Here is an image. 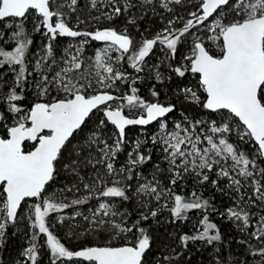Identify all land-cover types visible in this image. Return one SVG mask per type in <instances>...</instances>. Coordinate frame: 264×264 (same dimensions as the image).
Segmentation results:
<instances>
[{
  "label": "snow or ice",
  "instance_id": "6c2138e0",
  "mask_svg": "<svg viewBox=\"0 0 264 264\" xmlns=\"http://www.w3.org/2000/svg\"><path fill=\"white\" fill-rule=\"evenodd\" d=\"M146 2L151 3L152 0ZM91 3L96 7L97 0H91ZM109 3L113 5L115 15H120L122 9L115 6V0H109ZM168 3L180 5L184 0H167L162 6L167 8ZM54 4L56 0H0V21L9 18L22 21L28 14H32L37 17L34 30L40 31L43 26L46 29L44 34L50 40H55L58 36H82L103 42L106 47L98 50L92 63L87 65L81 58V49H77L75 54L66 53L63 66L53 71L52 66L57 61L52 57L49 45L46 55L41 56L34 65L38 76L35 83L37 102L27 108L21 102L25 99L23 92L28 77L33 75L26 62V50L32 41L26 38L18 40L13 51L0 48V68L7 65L9 71L14 73L11 87L0 95V103L6 106L12 121L9 123V117L0 112V241L4 238L7 223L16 221L21 205L35 198L40 202L29 206L30 218L34 216L32 226L46 236L52 264H57L58 261L63 264L65 259L72 261L74 258L86 264H144L145 253L151 242L140 224L142 220L156 217L157 210L141 212L140 219L129 224L127 213L119 211L111 203H99L91 218L86 216L84 219L89 221L93 231L109 233L106 237L108 243L75 252L67 249L50 231L46 218L50 213L86 203L93 194L97 199H131L127 194L131 185L126 184V181H131L134 173L139 176L136 169L152 159L150 152L145 155L140 151V145L146 141H136L135 148L128 153L125 165L117 168L115 160L126 142V128L146 127L154 122H159V131L149 139L163 153V159L169 166L167 171L171 174V185H176L186 174L195 175L200 183L208 182L207 173L216 168L217 179L211 181L213 186L220 179H226L229 187L240 194L241 201L252 207H257L259 201V206L264 209V184L255 178L264 177V168L257 163V159L264 162V0H199L196 11L190 12L192 18L184 23L183 28L173 30V21H169L162 33L152 39H144L138 48L133 45L129 36L115 29L81 32L70 27L65 20L66 14L60 9L67 6L75 11L77 0H65V3L53 8ZM225 9L232 14L228 22H225ZM124 10H127V6ZM107 18L112 19V16ZM200 25L206 29L208 39L216 44L218 53H211L203 40L196 37L192 42L190 55L184 57L185 63L171 70L179 77L191 73L198 78L197 86L205 94L203 101L193 88L182 90L185 98L200 104L211 113L220 114L222 123L217 125L213 120L207 131L201 128L199 132L197 128L206 123L203 120L187 122L188 126L176 123L174 130L169 131L163 118L174 111V106L146 102L136 95V88L131 89L132 94L119 97L109 91L118 88L117 81L127 79L126 73L114 66L111 52L120 54L115 57L116 64L124 60L126 55L130 67L140 72L145 58L157 43L166 45L174 57L181 38L194 35L191 30ZM23 35L21 23L13 37L18 39ZM81 43H87V40ZM0 83L7 84L3 73H0ZM152 94L158 95L156 92ZM48 97L51 98L46 99ZM117 100L126 101V105L113 107V102ZM125 106L142 112L131 118L124 112ZM97 112L103 113V118L97 121V129L111 124L116 130L113 142L109 144L99 131H93L83 144L74 145L77 135ZM234 130L240 140L255 144V159H249L229 142L228 137ZM27 143L31 144V148L26 150ZM82 153L85 155H81ZM66 154H72V159L63 164L65 169L83 162L94 169L101 165L105 170L104 175L97 172L91 183H84L81 177L84 190L89 195L72 199L70 204L56 202L55 194L45 195L50 182L59 174V167ZM156 168L161 170L159 165ZM72 171L79 175L76 167H72ZM106 177H113L111 186ZM248 182L253 191L245 199L241 188ZM100 185L103 187L100 188ZM76 190L79 191V188ZM61 191L70 192L72 188ZM135 192L138 197L148 196L157 203L162 198L171 199L173 206L169 210L175 219H186L189 211L208 207V201H201L195 192L191 194L193 199H186L175 194L171 188L161 189L155 176L152 181L140 184ZM150 202L151 200H141L140 206L148 208ZM167 206V203L163 205ZM227 214L229 218L242 222L241 231L248 232L252 227L249 213L243 208H229ZM60 219L63 220L62 217ZM200 223L203 225L202 231L180 238L184 246L190 240L206 241L209 245L221 240L217 225L210 223L207 215L203 216ZM213 230L214 234H210ZM248 234L264 245V215L260 216L255 230ZM35 239L36 236L33 235V240ZM116 239L122 241L118 246L112 244V240ZM239 242L248 243L247 240ZM248 251L252 256L259 257L256 264H264V246H250ZM23 255L31 264H37L35 244L28 247Z\"/></svg>",
  "mask_w": 264,
  "mask_h": 264
},
{
  "label": "trees",
  "instance_id": "16d2710c",
  "mask_svg": "<svg viewBox=\"0 0 264 264\" xmlns=\"http://www.w3.org/2000/svg\"><path fill=\"white\" fill-rule=\"evenodd\" d=\"M198 2L199 0H184V3L180 5L168 3V7L165 8L160 4L159 0H152L151 3H147L146 0H115V6L122 9L121 14L117 16L113 11V5L107 0L105 3L108 5V10L104 12L99 11V0H97L96 7L92 6L91 0H77L75 11L65 7L62 12L66 14V23L74 30L94 32L98 29H115L117 32L129 36L133 41V45L138 48L144 39H152L156 37L157 34L162 33V30L168 27L169 21H173V30L183 28L184 23L192 18L189 14L192 11H196ZM55 6L56 4L53 5V8H55ZM126 6L127 10L125 11L124 9ZM169 9H171V11H169ZM109 15L112 16V19L107 18ZM224 15L225 22L231 20L232 14L228 12L227 9H225ZM32 16V14H28L27 18L22 21L18 18H9L6 21H0V48L6 51H13L17 46L18 40L26 38L32 41L26 50V62L29 71H32L33 75L28 77L23 92L25 99L21 102L22 106L26 108L30 107L34 102H37L35 83L38 76L36 75L32 59L37 49L43 52L44 45L43 42L39 41L40 35L35 33L32 25ZM97 17H99V19H97ZM21 23L24 35L20 36L18 39H14L13 33L19 30V25ZM9 24L12 26L9 27ZM194 29L191 30L192 33ZM196 37H199V35H188L184 37L183 40L178 43L174 57L170 50L166 49L165 53L159 54V56L154 58L152 53L154 54L153 50L155 46L160 45L161 47L167 48L166 45L157 43L143 62L145 65V63L151 60V63L149 62V67L160 64L157 68L160 76L155 77L152 75L151 69L147 70L139 82H136L137 84L134 86V88L137 89L136 94L146 102L161 101L166 103L164 105L174 106V111L164 119L176 116L179 111H187L195 117L204 113L213 120L220 117V114L208 112L200 104L193 105L191 103H186L180 94V90L182 87L190 86V75L195 79L198 78L191 73H186L184 77H179L171 70L185 63L183 59L188 52H191L192 42ZM70 38L71 37L58 36L55 40L48 39L53 53L60 52L59 50L63 48V42ZM7 39L9 40L8 43L5 42ZM201 39L208 46L211 53H218L217 49L209 47L203 36ZM86 40L87 43L83 46L81 58L87 65L89 64V59L93 55L97 43L88 38H86ZM159 59L160 61H157ZM46 66L47 65H45V67ZM118 66L126 73L131 74L135 72V70L130 67L126 55ZM0 73H3V79L7 80V84L0 83V95H2L11 87L14 73L9 71L7 65L0 68ZM130 83L127 81H117L118 88L115 91H109L118 95H121L120 93L125 91L129 93L131 92ZM17 91L19 92L20 90L17 89ZM153 92H156L158 95L153 96ZM53 95H55L54 92ZM204 95L205 94H202V101ZM50 98L51 97H48L46 99ZM130 111L142 112L140 109H130ZM0 112L5 113V115L9 117L8 122L10 123L11 114L7 112L6 106L2 103H0ZM101 118H103L102 112H97L92 115L87 121V126L77 135L73 144H83L93 131H99L101 136L107 137L109 139L108 143L111 144V138L115 137L116 130L111 124H108L107 127L103 129H97V121ZM153 125L141 129L131 127L126 130V142L115 160L117 168L126 164L127 153L132 149V141L129 139V134L137 133L140 130L149 132L153 129ZM233 128H235V123L233 124ZM228 138L230 142L233 143L236 148L243 151L249 159L256 158L253 151L256 147L254 143L240 140L235 130ZM141 139V141L146 142L140 145V151L145 155H148L150 152L152 159L136 169L139 176L134 173L133 179L131 181H126V184L131 185V188L127 191L131 199L121 201L118 198H108V202L113 204L119 211L128 214L129 224L140 219L141 212H146L149 209L157 210L156 217H149L147 221L142 220L140 224L150 237L151 242L150 248L145 253L144 264H256L259 257L252 256L248 249L250 246L259 248L264 245H261L259 241L252 238L248 233L255 230L260 216L264 215V209L259 206V201H257V207H252L244 201H241L240 194L235 192L233 188H230L229 182L223 178L219 180L216 186H213L211 181L217 179L216 168H214L212 172L207 173L209 175L208 182L200 183L199 178L195 175L186 174L182 180H178L176 185H171V174L167 171L169 166L163 159V153L160 148L153 145L148 136H142ZM30 148L31 144L27 143L26 150ZM81 155H85V153ZM94 155L98 156L99 154L94 153ZM71 159L72 154H66L65 160L59 167V174L55 177L54 181L50 182V186L47 187L45 193V195L55 194L56 202L58 203L63 202L70 204L72 199L88 196L89 194L84 190L80 178L83 177L84 183H91L92 178L97 172L101 175L105 173L103 166L97 165L94 169L91 165H87L83 162H79L78 165L70 166L68 169H65L63 164L69 163ZM257 163L261 168H264V162L257 159ZM157 165H159L161 170H157ZM72 167L77 168L79 175L72 171ZM153 176L159 181V187L161 189L171 188L175 194H179L186 199H193L191 194L195 192L200 197L201 201H208V207L206 209L189 211L186 214V219H175L169 210L172 206L163 207L162 199L157 203L148 196H137L135 189L142 183L152 181ZM115 178L119 179V177ZM106 179L109 182V186H111L113 177H106ZM256 179H259L261 183L264 184V177L256 176ZM242 183L245 182L242 181ZM99 187L101 188L103 185ZM67 188H72V191H61ZM76 188H79V191H77ZM221 189H223V191H221ZM252 191L253 189L250 182H248L244 188H241V193L245 195V199H247L248 195L252 194ZM98 200L96 195L93 194L86 203L72 205L60 212L50 213L46 218V223L50 227V231L67 249L77 251L87 247L103 246L108 243L106 237L109 236V233L104 231H93L89 225V221L84 219L86 216L90 217L89 209L96 208ZM141 200H151L149 207L142 208L140 206ZM28 202L36 203V200L32 199L23 203L21 209L18 211L16 221L8 222L6 225L4 238L0 241V264H17L21 262H24V264H31V261L26 260L23 255L28 230L22 211ZM237 206L249 213V222L252 227L248 229V232L241 231L243 227L242 222L229 218L227 214L229 208ZM76 213H80V215L77 216ZM58 215H63L65 217L62 221L60 220V222H58ZM204 215L208 216L210 223L217 225L221 240L213 242L211 245L207 244L206 241L190 240L187 246H184L180 238L184 235H196L198 234V230L202 231L203 225L200 221ZM210 234H214V230L210 232ZM40 236L46 240L43 234H40ZM242 240H247L248 243H240L239 241ZM121 243L122 241L119 239L112 240L113 245L118 246ZM165 257L168 259H165ZM37 264H52L49 249L46 253H39V255H37ZM57 264H61V262L58 261ZM63 264H86V262L75 259L68 261L65 259Z\"/></svg>",
  "mask_w": 264,
  "mask_h": 264
},
{
  "label": "rangeland",
  "instance_id": "374dc122",
  "mask_svg": "<svg viewBox=\"0 0 264 264\" xmlns=\"http://www.w3.org/2000/svg\"><path fill=\"white\" fill-rule=\"evenodd\" d=\"M107 1L109 2V0H107ZM159 1H160V4L161 5H163L164 3L167 2V0H159ZM105 2H106V0H103V1L102 0H99V3H100L99 4L100 5L99 11H103L104 12L105 10H108V7H107L108 5ZM61 3H65V0H57L56 1V5H59ZM65 7H67V6H65ZM65 7L64 8H61L60 11H62L63 9H65ZM11 21H15V20H11ZM36 22H37V17L33 15L32 16V25H33V27L36 24ZM206 23H208V22H206ZM205 31H206V29L204 28V26L201 25L198 28H195L194 29L193 34L194 35L198 34L200 38L203 36L204 40L207 42V44L209 45L210 48L217 49L218 50L216 44L213 43L210 39H208V37L205 35ZM45 32H46V29H44L43 26H41L40 31H35V33H37L38 35H40V40L39 41L43 42L44 45H43V52H40L41 50L36 48L37 49V52L35 53V55L33 56V59H32V63L34 65H35L36 61L38 59H40L41 56L46 55V48L49 46V43H48V39L49 38H48L47 35L44 34ZM44 37H46V38H44ZM88 39H90V38H88ZM84 40H86V38L85 37H82V36L81 37L72 38V39L70 38V39L66 40L65 42H63V48L61 50H59L60 52L53 53V51H52V57L57 61V64L52 66V70L53 71H56V70L59 69V67H62L63 66V58L65 57L66 53H73V54H75L77 52V49H81V53L80 54L82 55L83 46H84L85 43L82 44L81 42L84 41ZM182 40H183V38H181V41ZM5 42L8 43L9 40L7 39ZM95 42L97 43V46L94 49L93 55L89 59V63H92V60L94 59L95 53L98 50L106 47V45L103 42H97V41H95ZM166 49L167 48L161 47L160 45L155 46V48L153 50L154 51V54L152 53L153 57L156 58L157 56H159V54L165 53ZM190 53L191 52H188L186 56L190 55ZM110 55L113 57V61L112 62L114 63V66L117 67V68H119L121 71H123L118 66V64L115 63V57L118 56V55H120V54L119 53H116V52H111ZM157 61H160V59L157 60ZM50 62L51 61H49V63ZM149 62L151 63V60L148 61L147 63H145V65H144V63L141 65L142 71H140V72H136L135 71L134 73H131V74L125 72L126 73V77H127L126 81L130 83L131 81H138V80H140L141 77H143V75L145 74V72L147 70H149V69H151L152 75H154L155 77H159L160 76V73L158 72L157 68L160 66V64H156V66H150L149 67ZM158 63H160V62H158ZM182 64H184V63H182ZM147 67H149V68H147ZM49 75H51V73ZM197 80L198 79H195L194 77H192L190 75V80H189L190 86L182 87L181 90H180V94L182 95V97H183V99H184V101L186 103H191L193 105H198L197 103H194V102L190 101L189 99H186L185 98V94L182 91L185 88H193L195 91H197V94L200 96L201 101H202V94H204V93L202 92V89H199L198 88V86H197ZM120 94L123 96V95H129V94H132V93L131 92L128 93L127 91H125V92L120 93ZM151 102H158L160 104L161 103L162 104H166V103L161 102V101H151ZM119 104H125L126 105V102H114L112 104V106L115 107V106H117ZM124 112L127 115H129V116L136 117V115L138 113H140L141 111H130V109L125 106L124 107ZM163 120L166 122L169 131L174 130V125L176 123H181L184 126H188V123L187 122H195L197 120H203V121H205L206 123L200 125L197 128V131L198 132L200 131L201 128H203L205 131H207V129H208L209 125H210V122L213 121V119H210L204 113L201 114V115H197V117H195L194 115L188 113L187 111L186 112L185 111H179V112H177V115L176 116H171V117H169L167 119H163ZM215 121L217 122V125H219L220 123H222L221 117H217V119ZM139 129H141V128H139ZM158 131H159V122L155 123L153 125V129L151 131H149V132L140 130L137 133H130L129 134V139H130V141H132V143H131L132 149L129 152H132L133 151V149L135 148V144H136V141L137 140H140V141L142 140L141 139L142 136L151 137L152 135L156 134ZM208 134L211 135L210 132H208ZM102 138L103 139H106L107 141L109 140L107 137H102ZM111 141L113 142V138H111ZM229 142H230V140H229ZM238 150L241 151L240 149H238ZM128 153H127V156H126V160H128ZM216 171H217V169H216ZM101 202L109 203L108 202V198H99V200L97 202L96 208L89 209L90 218L92 216V212L98 209V205ZM165 203H167V205L170 206V207L173 206L171 199H164V198H162V204L164 205ZM32 204H33V202H28L27 205L24 207V209L22 211V213L24 214L23 215L24 216V221H25V223L27 225V230H28L27 235H26V241H25V245L26 246H25L24 251L28 247H30L33 244H35L36 245V248H37V255H39V253L40 254L46 253V251H48V247H47V244H46V240H44L40 236V233L38 232L37 228H34L32 226L33 223H34V216H32L30 218V212H29V206L32 205ZM61 217L64 219L65 216L58 215L57 216V219L59 220L58 222H60V220H61L60 218ZM33 235L36 236V239L35 240H33ZM26 260H28V259L26 258ZM17 264H24V262L17 263Z\"/></svg>",
  "mask_w": 264,
  "mask_h": 264
},
{
  "label": "water",
  "instance_id": "95a60500",
  "mask_svg": "<svg viewBox=\"0 0 264 264\" xmlns=\"http://www.w3.org/2000/svg\"><path fill=\"white\" fill-rule=\"evenodd\" d=\"M136 82H139V80L138 81H132L130 84H131V86H133V84H135ZM113 94V93H112ZM113 95H115V96H117V94H113ZM137 95V94H136ZM119 97V96H118ZM118 102H126V101H122V100H117ZM117 101H115V102H117ZM114 103V102H113ZM164 105V104H163ZM165 106H168V105H165ZM208 111V110H207ZM209 112V111H208ZM126 114V113H125ZM171 113H169V114H167V116L168 115H170ZM127 115V114H126ZM166 116V117H167ZM131 118H135V117H132V116H130ZM165 118V117H164ZM163 118V119H164ZM155 123H157V122H154L153 124H155ZM153 124H151V125H153ZM148 126H150V125H148ZM131 127H137V128H145V127H141V126H129L128 128H131ZM147 127V126H146ZM128 128H126V130L128 129ZM33 199H35V198H33ZM40 201H37L36 200V203H39ZM19 211V210H18ZM46 237V236H45ZM79 250H82V249H79ZM79 250H77V251H79ZM75 252V251H74ZM75 259V258H74ZM75 260H77V259H75Z\"/></svg>",
  "mask_w": 264,
  "mask_h": 264
},
{
  "label": "flooded vegetation",
  "instance_id": "af4514ba",
  "mask_svg": "<svg viewBox=\"0 0 264 264\" xmlns=\"http://www.w3.org/2000/svg\"><path fill=\"white\" fill-rule=\"evenodd\" d=\"M135 84H137V83H135ZM135 84H133V86H131V84H130L131 89L134 88ZM117 96H122V95L117 94Z\"/></svg>",
  "mask_w": 264,
  "mask_h": 264
}]
</instances>
